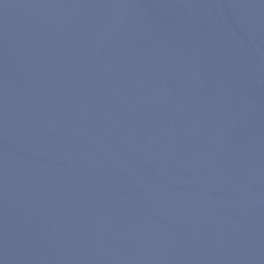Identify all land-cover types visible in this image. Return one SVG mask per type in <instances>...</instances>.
I'll return each instance as SVG.
<instances>
[{
    "label": "water",
    "instance_id": "water-1",
    "mask_svg": "<svg viewBox=\"0 0 264 264\" xmlns=\"http://www.w3.org/2000/svg\"><path fill=\"white\" fill-rule=\"evenodd\" d=\"M0 264H264V0H0Z\"/></svg>",
    "mask_w": 264,
    "mask_h": 264
}]
</instances>
